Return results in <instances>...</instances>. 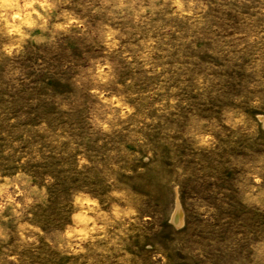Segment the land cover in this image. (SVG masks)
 Here are the masks:
<instances>
[{
  "label": "rangeland",
  "instance_id": "1",
  "mask_svg": "<svg viewBox=\"0 0 264 264\" xmlns=\"http://www.w3.org/2000/svg\"><path fill=\"white\" fill-rule=\"evenodd\" d=\"M0 264H264V0H0Z\"/></svg>",
  "mask_w": 264,
  "mask_h": 264
},
{
  "label": "bare ground",
  "instance_id": "2",
  "mask_svg": "<svg viewBox=\"0 0 264 264\" xmlns=\"http://www.w3.org/2000/svg\"><path fill=\"white\" fill-rule=\"evenodd\" d=\"M177 204V203H176ZM177 206V205H176ZM176 206H175V209H176V211H175V213H174V216H172V218L174 219V220H180V219H182L181 218V213H180V208H179V206H177V208H176ZM172 219V220H173Z\"/></svg>",
  "mask_w": 264,
  "mask_h": 264
}]
</instances>
